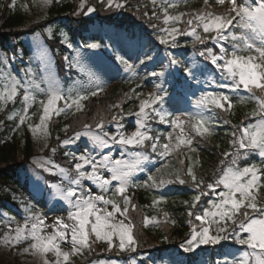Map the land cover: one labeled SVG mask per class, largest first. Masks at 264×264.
I'll return each instance as SVG.
<instances>
[{
	"label": "snow or ice",
	"instance_id": "obj_1",
	"mask_svg": "<svg viewBox=\"0 0 264 264\" xmlns=\"http://www.w3.org/2000/svg\"><path fill=\"white\" fill-rule=\"evenodd\" d=\"M53 2L54 0H33V3L41 8L50 7ZM187 2L188 0H184L185 4ZM214 2L220 7L227 3L228 7L222 12H217L210 0H204V7L201 9L172 14L169 10L179 6L176 0H151L152 16L162 20L166 26L159 29L156 39L162 45L180 48L177 37L190 36L192 57L185 62L166 51L159 62V71L153 70L149 73L152 77L161 78L160 83L154 85L155 90L149 93L146 99L140 100L138 110L111 116V121L116 123L115 133L103 131L104 120L101 119L95 125V128L101 130L100 133L92 131V125L84 124L83 131H77L74 137L62 141L66 146L75 143L81 136H86L92 148L100 150L99 159L85 149L84 153L79 155L74 152L64 153L66 157H70V161H74L71 168L55 164L50 159L38 161L44 171L60 177L58 183H52L49 187L52 189L53 200L62 202L61 208L67 205V216H57L52 225L45 226L46 217L42 213L32 212L31 207H26L24 211L29 215L24 218L23 225L18 224L14 234H10L12 229L5 232L0 237V244L6 247L23 245L20 251L39 257L41 264H72L73 256H82L86 250L93 251L92 244L99 242L106 243L108 251L117 248V254L135 252L138 244L135 236L136 225L129 212L136 211L137 206L131 203L126 193L128 188L133 186L132 177L135 173L145 170L150 157L146 151L134 149L150 147L151 151L160 157L170 156L180 151L182 146L195 151V148L191 147L193 137L185 133L183 125L190 123L192 130L202 138L212 136L214 128L211 121L222 119L216 110L229 112L233 108L232 97L235 96L237 103L254 102L255 107L245 115L248 123L232 125V139L229 141L231 150L222 153V159L213 173L212 180L206 181L203 177H198L189 163L185 167L168 172V178H157L150 174L145 184L151 181L148 186L154 188L177 183L187 184L195 193L191 201H183L190 218L188 238L180 245L183 252L195 253L201 246L215 247L229 242L236 247L218 254L222 258L217 259L215 264H264V0ZM99 3L112 10L123 8L126 0H99ZM15 6L16 0H11L10 7ZM23 7L27 10L29 6L25 4ZM95 11L96 7L89 4L88 0H80L73 15H88ZM143 15L148 16V12L145 11ZM179 24H185L186 27L181 28ZM151 27L155 29L156 25ZM46 31L51 37V28ZM61 42L66 43L69 48L73 47L68 43L66 35ZM209 42L214 47H209ZM198 45L203 47L198 48ZM99 46L97 43L83 45L87 49H96ZM40 48V59L44 63L46 73L40 79H37L31 67L22 70L23 79L6 71L9 60H14L15 56L9 58L7 54H0V112L5 111L9 102L15 104L16 98L21 96L22 107L13 109L7 119L16 121V129L27 123L34 139L46 142L50 136L49 123L54 115L59 116L73 106L77 111L82 110L81 101L89 96H96L102 89L99 85H96V90L91 91L78 87L63 89L58 80L50 74L52 58L48 50L42 44ZM197 57L213 67L209 69L208 64H202ZM64 59L68 61L69 68L77 67L81 72L85 71L79 52L72 60H69L67 55ZM115 59L124 66L125 71L135 73L136 66L130 63L129 59L118 53ZM152 60L153 56L145 53V58L140 60V63L145 64V61ZM216 73H219L218 78ZM87 74L91 85L94 83V76L91 72ZM205 74H208V80L220 91L200 90L193 102L199 112L185 120L180 116L173 117L164 109L167 89L163 84L166 79H170L176 89H191L194 85L201 84L199 76ZM42 83L46 84V87L42 88ZM225 89L231 95L226 93ZM241 91L246 92L247 97L241 96ZM38 93L46 97L39 101V122L28 123L32 118L29 110L37 103ZM60 101L64 102L63 106H59ZM110 107L121 109L120 103ZM124 115L135 117V130L130 133L122 131L124 125L120 121L124 119ZM157 118L160 123H170L174 130L180 129V135L175 138L176 143L172 142V133L168 134L167 142L163 144L160 143L159 135L152 134L149 122ZM223 122L231 123L227 119ZM68 127L65 126V132ZM113 146H120L121 155L126 153L128 158L113 159ZM104 149H109V153L102 154ZM52 152L55 153L56 149L52 148ZM251 155L261 158L262 164L258 166L256 163H246L241 166L240 162L248 160ZM179 164L184 166L185 161L180 159ZM105 172L110 173V176H106ZM86 181L91 182L100 191L93 192L90 186L85 185ZM113 181L117 183L113 185ZM209 196H214L215 199H209L207 206L201 205L202 197ZM162 201V196L154 198L153 205ZM108 206H111V211ZM163 215L165 223L175 224V220H168V212H163ZM152 221H157V217L145 216L142 224L147 227ZM45 227H51L52 231L46 232ZM114 238L118 240V244L114 242ZM164 239L167 240V237ZM50 253L54 259L48 258ZM97 264L120 262L98 261Z\"/></svg>",
	"mask_w": 264,
	"mask_h": 264
},
{
	"label": "trees",
	"instance_id": "obj_2",
	"mask_svg": "<svg viewBox=\"0 0 264 264\" xmlns=\"http://www.w3.org/2000/svg\"><path fill=\"white\" fill-rule=\"evenodd\" d=\"M79 2L80 0H54L50 7L41 8L34 4L33 0H16V6L12 8L10 7L11 0H0V54H7L9 58L15 56L14 60H9L11 70L7 68L6 71H10L21 79L23 69L31 67L35 72L37 71L38 65L34 63L32 46L26 42V39L42 33L56 59L63 89L78 87L91 91L96 90V85L102 89L97 92L96 96H89L88 99L81 101L82 110L77 111L73 106L72 109H66L65 113L59 116L54 115L49 123L50 136L46 142L42 139H34L27 123L16 129V121L7 119V115L13 109L22 107L21 96L16 98L15 104L9 102L5 111L0 112V212L14 220L29 215L24 211L26 207H31L32 212L56 211L60 208L50 206L46 198H38L33 193L29 179L22 173L21 167L24 162H30L35 155L43 153L52 156L56 163L71 168L74 161H70V157H66L64 153L74 152L79 155L84 153L85 149L89 151L90 147L85 136H81L75 143L66 146L62 144L64 139L74 137L77 131H83L84 124L92 125V131L100 133L101 130L95 128V125L101 119L104 120L103 131L115 133L116 123L111 121V116L138 110L140 100L146 99L149 93L155 90L154 85L160 83L161 78L152 77L149 73L153 70L159 71V62L166 51L177 55L185 62L192 57V37L178 36L180 48L162 45L156 39L159 29L166 26L162 20H157L152 16L151 0H126L123 8L112 10L101 6L99 0H88L89 4L96 7V11L88 15H73L77 11ZM176 2L179 6L177 9L169 10L172 14L204 7V0H188L187 4L184 0H176ZM210 2L217 12L225 9V5L220 7L215 5L214 0ZM25 4L29 6L27 10L23 7ZM145 11L148 12V16L143 15ZM153 24L156 25L155 29L151 27ZM178 26L186 27L185 24ZM48 28L52 30L51 37L46 31ZM62 33L67 36L68 43L73 45L72 48L61 42L64 39ZM80 43L82 45L97 43L100 46L96 49H87L81 47ZM208 46L212 47L210 42ZM197 47L202 48L203 46L198 45ZM131 49L135 50L134 62L132 61L134 57H129L125 53V50ZM77 52L80 54L81 62L85 65L84 72L77 67L67 69L68 61H65L64 57L67 55L69 60H72L77 56ZM117 53L129 59L130 63L133 62L132 64L136 66L135 73L125 71L124 66L115 59ZM145 53L152 55L153 60L141 64L140 60L145 58ZM197 59L200 60L199 57ZM200 62L207 64L205 61V63L201 60ZM208 67L211 69L209 65ZM88 72L94 76V83L91 85ZM207 76L208 74L199 76L201 84L194 85L191 89H184L183 92L176 89L170 79H166L163 84V87L167 89L164 109L173 117L181 113H188L192 116L199 112L193 103L199 91H220L210 85L211 81ZM112 84L114 86L108 95H103L106 88ZM224 91L231 95L227 89ZM240 95L247 97L248 94L241 91ZM44 99H46L44 95L37 94V103L29 110L32 118L28 123L39 122L41 114L39 101ZM232 99L233 108L229 112L216 110L222 119L211 121V126L214 128L212 136L202 138L192 128L190 131H185L193 137L191 147L195 148V151L182 146L180 151L170 156L160 157L157 153H153L150 147L145 149L150 159L145 165V170L132 178L133 186H130L126 193L131 203L137 206L136 211L130 210L129 216L136 225L135 236L138 244L135 252H126L122 255L123 259L125 258L126 261L131 259L134 264H215L217 259L222 258L218 254L236 247L229 242H223L222 245L215 247L201 246L195 253L183 252L180 245L188 238L190 232L188 208L183 201H191L195 193L187 184L177 183L159 188L149 187L151 181L145 184L150 174L157 178L161 176L168 178L166 175L168 172L185 167L189 163L192 164L198 177H203L206 181L212 180L213 173L222 159V153L231 150L229 141L232 139V125L248 123L245 115L255 107L254 102L240 104L236 102L235 96ZM117 103H120L122 112L121 109L110 107ZM63 104V101L59 102V106ZM192 109L196 111L190 114ZM206 115L211 114L206 113ZM224 119L231 123L225 124ZM120 123L124 125L122 131L129 133L135 125V117L124 115ZM149 123L152 134L161 137V144L167 142L166 138L169 133H172V142L176 143L175 138L180 135L179 128L174 130L170 123H160L158 118ZM66 125L69 126L67 132L64 131ZM52 148L56 149L55 153L52 152ZM189 157L191 159H188ZM180 159L185 161L184 166L179 164ZM240 163L241 166L246 163H256L259 166L262 161L257 155H251L248 160H242ZM46 179L48 185L54 181H60L58 175H47ZM108 195L111 196V193ZM161 196L164 197V201L153 205L154 198ZM113 198L119 199L118 197ZM209 199L214 198L212 196L202 197L201 205L207 206ZM165 211L169 213V221L175 220L174 225L170 222L165 223L163 215ZM1 216H3L2 213H0V218ZM145 216H156L157 221H152L144 227L142 220ZM195 223L199 225L198 221ZM164 237H167V240ZM92 239L94 241V237ZM92 247L93 251L90 252L89 259L92 255L97 258L113 256L119 258L121 255L117 254V248L108 251L107 244L104 242L93 243ZM72 258V264H87L82 261L80 255ZM130 264L133 263L130 262Z\"/></svg>",
	"mask_w": 264,
	"mask_h": 264
},
{
	"label": "rangeland",
	"instance_id": "obj_3",
	"mask_svg": "<svg viewBox=\"0 0 264 264\" xmlns=\"http://www.w3.org/2000/svg\"><path fill=\"white\" fill-rule=\"evenodd\" d=\"M228 7V4H225V8ZM26 42L29 43L32 46L33 49V59H34V63L36 65H38V68L36 67V77L37 79H40L41 77L45 76L46 73L44 71V63L41 61L40 56H41V51L42 49L40 48V45L42 44L44 48H46L48 50V54L51 56L52 58V63H51V69H50V74L52 76H54L60 86L62 87V82H61V78L59 75V71L56 65V59L54 57V55L52 54L51 50L49 49L46 41H45V36L42 33H38L35 34L34 36L31 37H27ZM127 56L129 57H134L135 54V50L131 49L129 51L125 50ZM134 59L132 58V61L134 62ZM132 62V63H133ZM8 70H11V66L9 64ZM22 79H23V73H22ZM209 82V81H208ZM210 85H213L215 87V84H213L212 82H210ZM114 84H112L111 86H109L108 88H106V90L103 92V95H108V93L112 90ZM41 87L44 88L46 87V84L42 83ZM216 88V87H215ZM150 91V90H148ZM40 95H44L42 93H39ZM196 111V109H192L190 110V114L194 113ZM176 116H180L182 119L188 120L189 119V114L188 113H181V114H177ZM184 129L186 131H190L191 130V125L189 124H185L183 125ZM135 130V125L131 128L130 132ZM96 132V131H94ZM129 132V133H130ZM99 133V132H97ZM86 137V136H85ZM89 143V152L95 156L97 159L100 158V150L98 149H93L91 142L89 140L88 137H86ZM134 150H141V151H146L145 149H134ZM109 153V149H104L102 154H108ZM122 153V149L120 148V146H113L111 148V155L113 157V159H127L128 156L125 153L123 156L121 155ZM50 159L51 161H53L55 164L56 163L52 156H47L44 155L43 153H39L37 155H35L30 162H24L22 165V173L24 174V176L26 178L29 179L30 184H31V188L33 193L39 198H46V200L48 201V203L50 204V206L55 207V206H59L60 204H62V202H57L55 200H53L52 198V189H49V185L48 182L46 183V177L47 175H54L53 173H49L44 171L43 167L39 166V164L37 163L39 162H43L44 160H48ZM60 165V164H59ZM62 166V165H61ZM64 167V166H63ZM137 174H139V172L135 173L134 176H136ZM106 176H110V173L105 172ZM133 176V177H134ZM132 177V178H133ZM59 181H54L52 183H58ZM114 184H116L117 182L113 181ZM86 186H90L92 188L93 192L98 193L100 190L98 187H96L95 185H92L91 182L86 181L85 182ZM67 205H63V208H59L56 211H47V210H42L39 213H42L46 219L44 221L45 226H50L53 224L55 218L57 216H61V217H66L67 216ZM108 210L111 211V206H108ZM3 214V216H1L0 218V237L3 236V234L5 232H9L10 229H12L13 231L10 232V234H14V229L16 228V226L19 225H23L24 223V216L21 217L20 219L14 220L12 218H10L7 214H4L3 212H0ZM117 217H119V214H117ZM30 227V225H29ZM45 231L46 232H51L52 228L51 227H45ZM114 242H118V240L116 238H114ZM23 245H17L15 247H6L2 244H0V264H9V263H14V264H41V260L39 257L37 256H33L31 254H25L22 253L20 251L21 247ZM17 254V255H14ZM91 253L89 251H84L83 255L80 256L83 262H87V264H97L98 261H118L120 262V264H130V262H132L134 264V261L129 259L130 261H126L125 258L123 259L122 255L126 254V252L124 253H120V257L118 258V256H113V257H102V258H97L96 256H91L92 258L89 259V255ZM50 260L54 259L53 254H49L48 257ZM73 259V258H72ZM87 259V260H86Z\"/></svg>",
	"mask_w": 264,
	"mask_h": 264
}]
</instances>
